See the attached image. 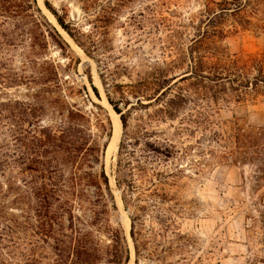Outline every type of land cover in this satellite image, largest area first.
Returning a JSON list of instances; mask_svg holds the SVG:
<instances>
[{
	"label": "rangeland",
	"instance_id": "obj_1",
	"mask_svg": "<svg viewBox=\"0 0 264 264\" xmlns=\"http://www.w3.org/2000/svg\"><path fill=\"white\" fill-rule=\"evenodd\" d=\"M39 1L27 11L14 12L8 3L0 7V264H56L58 259L72 264L77 260V227L90 233L87 238L96 248L88 264H111L109 247L118 232L130 247L127 264H136L134 207L124 203L127 187L118 182L121 142L136 144L137 155L145 154L148 166L167 176L166 200L145 196L137 203L147 208L136 211L143 214L144 232L151 238L148 250L154 252L143 253L140 264H264V171H259V160L242 161L240 149L229 153L236 148L237 122L245 129L264 125V95L220 104L212 128L225 132L228 140L219 146L203 129L190 126L179 134L184 113L175 120H150L156 102L139 97L131 86L155 68H166L163 61L171 54L162 47L170 44L168 37L171 44L172 38L187 42L194 33L190 18L204 1L123 0L111 10L116 0H103L109 17L105 22L97 16L100 6L85 9L82 0ZM46 1L66 19H75L85 34L82 46L60 26ZM237 3L246 6L228 16L231 32L223 44L231 53L264 51V0ZM44 16L61 37L51 36L42 25ZM172 29L181 32L175 37ZM90 42L98 46L92 54L86 52ZM107 64L112 84L106 87L101 73ZM107 88L119 107L129 110L128 127L122 125L109 158L110 109L116 110ZM64 126L86 130L88 145L72 155L61 151L57 144ZM164 138L173 139L176 149L165 150ZM148 144L164 154L154 153ZM55 166L61 172L46 170ZM102 169L112 195L103 184ZM86 172L101 187L86 185ZM46 182L55 183L57 191L47 201ZM62 183L75 187L63 186L71 191L63 195L58 190Z\"/></svg>",
	"mask_w": 264,
	"mask_h": 264
},
{
	"label": "trees",
	"instance_id": "obj_2",
	"mask_svg": "<svg viewBox=\"0 0 264 264\" xmlns=\"http://www.w3.org/2000/svg\"><path fill=\"white\" fill-rule=\"evenodd\" d=\"M109 1L111 2V0ZM122 1L116 0L114 2L115 6L111 10H115ZM203 1L202 8L197 12L199 17L195 15V17L190 18L189 24L194 29V33L187 37V42H177L172 38L171 44V37H168L170 44L162 47L165 53L168 51L171 54L168 55L170 60L163 61L166 64V68H155L149 73L147 78H143L136 85L131 86L135 88L133 93L139 95V97H148L149 100L156 102L158 108L155 113L149 115L150 120H175L180 116V113H184L186 117H182L181 125L177 126V130L180 131L178 132L179 134L193 126L208 131L211 138L215 142H219V146H223L222 141L226 142L228 135L212 128V123H214L213 114L220 108V104L240 103L258 95H264V51L259 53H231L223 44V38L231 32L228 27H231L232 24L226 23L229 20L228 16H233L236 12H239L246 6V3L238 4V0ZM82 2L85 9L100 6L97 16L104 22L105 18L106 21L109 19L106 16L107 9L105 4H103V0H82ZM4 3H8V7H13L14 12L20 11V9L31 10L37 6V0H0V7H3ZM46 5L55 15L60 26L80 44L82 42L80 38L85 36V34L76 25L75 19H66L65 15L60 14L59 10L47 1ZM65 11L66 13L64 14L67 15V10L65 9ZM163 20L164 17L162 16L161 23H164ZM42 25L47 27V31L51 36L61 37L58 29L45 16ZM157 29L160 30L159 26ZM180 32V30L176 29L171 30L172 35H175V37ZM96 47H98L96 43L90 42L86 52L92 54ZM102 71H105V74L102 72L101 76L107 87V85L112 84V82H108L110 78L106 77L111 74L108 64ZM94 90H96L95 87ZM106 91L110 103L116 112L120 114L123 128L126 130L129 110L124 111V109L119 107V101L112 97L108 88ZM140 100L138 98V103ZM69 112L74 114L71 110ZM108 121L110 123V120ZM186 123L189 126H185ZM235 132L234 146L237 149L230 148L229 153L234 155L240 149V153H243L242 161L259 160V171H264V125L245 129L237 122ZM143 134L148 136L149 133L143 132ZM88 136L89 134L84 129L64 126L59 139L60 143L57 146L61 151L72 155L73 152L79 151L88 145ZM162 143H165L163 148L167 151L176 149L173 139L164 138ZM135 145L133 146L131 143L124 145L121 142L117 173L120 174L118 182L123 181L127 187V193H123V201L126 206L134 207V211L131 214V236L135 247L136 264H140V258L143 253L154 254V252L148 250L151 238L144 232L143 214L136 211V209L145 211L147 208L142 205L137 206V203L145 196H156L166 200L168 191L166 189L167 182H164V179L167 178L165 172L153 165L149 167L147 163L149 160H144L145 154L137 155ZM148 146L152 148L154 153L164 154L161 147L155 144H148ZM129 147H131L130 150H128ZM122 149H125V151L123 152ZM96 151L100 153L101 146H98ZM233 160L238 161V156H235ZM59 164L62 166L64 162H59ZM46 170L56 173L61 172L62 168L55 166L54 170H49V168H46ZM85 177L90 179L86 185L94 186L95 188L101 187V183L95 179L92 172H86ZM101 177H103V184L110 195V180L103 169ZM49 180L51 181L52 179L49 178ZM55 185V183L46 182L42 187L44 191H47L44 195L45 201L53 197V195H50L51 192H57L54 191ZM63 186L68 188L75 187L62 183V187L60 186L58 190L63 195L71 192L69 189H64ZM71 194L74 193L72 192ZM56 199L59 200V198ZM156 205L154 204V207ZM59 208L61 209L63 206L60 205ZM157 211L161 212L160 209ZM46 224H49V222ZM75 232L78 244L75 245L74 253H76L77 260L72 264H88L89 257L96 249L92 241L87 238L90 233L82 231L79 227L76 228ZM112 240V247H109L111 249L108 262L111 264H127L130 259V247L125 234L118 232ZM58 250L60 251V249ZM57 255H60V253L58 252ZM56 264H62L61 260H56Z\"/></svg>",
	"mask_w": 264,
	"mask_h": 264
},
{
	"label": "bare ground",
	"instance_id": "obj_3",
	"mask_svg": "<svg viewBox=\"0 0 264 264\" xmlns=\"http://www.w3.org/2000/svg\"><path fill=\"white\" fill-rule=\"evenodd\" d=\"M40 2V4H43V2H42V0H40L39 1ZM64 33V35L68 38V39H70V37L69 36H67V34L65 33V32H63ZM104 102H105V105H107V106H109L110 107V105H109V103H108V101H107V99H106V97H105V99H104ZM111 108V107H110ZM110 112H111V118H112V125H113V134H115L114 136V138H113V141H111V145H109V147H108V153H107V158H109V156H110V153L112 152V149H114L115 148V146H116V144H117V142H116V140H118L117 138V136H118V134L120 135V132H121V129H122V122H121V120H120V117H119V114H117L113 109H110ZM115 142H116V144H115ZM114 147V148H113ZM112 154V153H111ZM124 215V214H123ZM122 215V217H125V216H123ZM126 219H127V216H126ZM123 221H125V220H123ZM129 218H128V220L126 221V226H127V231H128V229H129ZM128 232H126V234H127ZM127 237H129L128 235H127ZM131 242V241H130ZM132 243V242H131ZM131 263V262H130Z\"/></svg>",
	"mask_w": 264,
	"mask_h": 264
},
{
	"label": "water",
	"instance_id": "obj_4",
	"mask_svg": "<svg viewBox=\"0 0 264 264\" xmlns=\"http://www.w3.org/2000/svg\"><path fill=\"white\" fill-rule=\"evenodd\" d=\"M115 134H112V137H111V141H113V138L115 137L114 136ZM118 137V136H117ZM118 139V138H117ZM111 141H110V145H111Z\"/></svg>",
	"mask_w": 264,
	"mask_h": 264
}]
</instances>
